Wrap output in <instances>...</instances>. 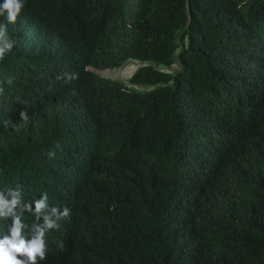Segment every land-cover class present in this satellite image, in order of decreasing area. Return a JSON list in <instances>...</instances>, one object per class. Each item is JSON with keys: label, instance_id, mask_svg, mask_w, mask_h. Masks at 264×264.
Returning <instances> with one entry per match:
<instances>
[{"label": "trees", "instance_id": "16d2710c", "mask_svg": "<svg viewBox=\"0 0 264 264\" xmlns=\"http://www.w3.org/2000/svg\"><path fill=\"white\" fill-rule=\"evenodd\" d=\"M18 23L43 47L9 32L0 101L40 84L0 150L69 209L37 264H264V0H25Z\"/></svg>", "mask_w": 264, "mask_h": 264}, {"label": "clouds", "instance_id": "9594fccd", "mask_svg": "<svg viewBox=\"0 0 264 264\" xmlns=\"http://www.w3.org/2000/svg\"><path fill=\"white\" fill-rule=\"evenodd\" d=\"M24 6L25 0H0V95L7 85V80L15 73L10 54L12 40L9 32L12 30L17 51L24 56L30 55L32 49L43 47L42 44L40 47L36 46L33 36L28 38L25 29L18 23ZM38 58L46 65L40 67L45 69V73L50 77L55 76L59 67L62 68L60 59L52 54L38 53ZM87 69L91 71L94 68ZM39 84V81L34 79L32 86L17 89L0 101V148L6 147L7 141L3 136L6 132L11 133L13 140L23 143L22 135L16 133L19 131L15 123L2 127L14 115L15 105L30 98ZM20 117L25 118L23 111L20 112ZM0 153V264H37L38 260L45 259V234L59 227L58 221L68 216L69 209L49 204L48 195L43 192L39 194V199L28 201L22 163L18 166V161L13 163L5 157L6 151L0 150ZM53 154L48 153L50 157ZM29 215L34 219L32 225L26 221Z\"/></svg>", "mask_w": 264, "mask_h": 264}, {"label": "rangeland", "instance_id": "374dc122", "mask_svg": "<svg viewBox=\"0 0 264 264\" xmlns=\"http://www.w3.org/2000/svg\"><path fill=\"white\" fill-rule=\"evenodd\" d=\"M141 65L137 62H131L130 64L121 67L119 69H112V70H94L91 69L92 72L95 74L111 78V79H119L122 81H127L129 77L135 72L136 69H138ZM177 67V66H176Z\"/></svg>", "mask_w": 264, "mask_h": 264}]
</instances>
